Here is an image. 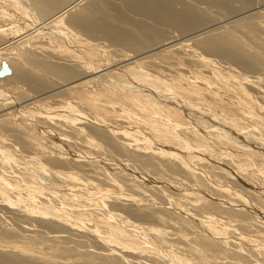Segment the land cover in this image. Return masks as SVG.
Wrapping results in <instances>:
<instances>
[{"label":"bare ground","instance_id":"6f19581e","mask_svg":"<svg viewBox=\"0 0 264 264\" xmlns=\"http://www.w3.org/2000/svg\"><path fill=\"white\" fill-rule=\"evenodd\" d=\"M8 2L29 21L0 28V264H264V0Z\"/></svg>","mask_w":264,"mask_h":264},{"label":"rangeland","instance_id":"374dc122","mask_svg":"<svg viewBox=\"0 0 264 264\" xmlns=\"http://www.w3.org/2000/svg\"><path fill=\"white\" fill-rule=\"evenodd\" d=\"M14 6H12L9 2H8V0H1L0 1V10H2L4 13H5V15H8V16H6V17H0V28H5V27H8L7 25H9V24H11V23H14L15 25L16 24H19V23H23L24 21H29L28 20V15H26L24 12H23V10H19V9H16V8H13ZM26 16V17H25ZM25 17V18H24ZM31 17V16H30ZM4 19H6V20H4ZM12 19V20H11ZM23 21V22H22ZM16 22V23H15ZM18 22V23H17ZM2 24V25H1ZM25 29V28H24ZM24 29H23V27H20L18 30V32H15L16 34H18V33H21V31L23 32L24 31ZM22 36V35H21ZM46 35H44L43 37H42V39H44V38H46L45 37ZM69 37H68V39L69 38H71V36H70V34L68 35ZM68 39L67 38H62V39H58V38H56V39H54L55 40V42L57 43V44H59L60 46H62V47H66V46H68L69 45V42H68ZM63 41V42H62ZM1 42V41H0ZM65 44V45H64ZM102 60V61H101ZM86 61L88 62L89 61V59H87L86 58ZM98 61H100V62H98ZM105 63V64H108L109 63V61H108V59H105V58H100L99 60L98 59H96V60H93L92 61V65H91V67L93 66V68H94V66H95V68H97V67H99L100 65H101V63ZM90 63L91 62H88V64L90 65ZM100 64V65H99ZM6 75H9V74H6ZM5 76V75H4ZM3 77V76H2ZM102 77V78H101ZM100 77V79L99 80H101V81H104L105 83H107V85H109V87L111 86V84L108 82V73H102V76ZM83 80H79V81H76V82H74V83H72V84H70V85H68V88L69 89H71V88H73V87H75V86H77V87H80V86H82V84H83ZM210 83V85H215V86H217L216 84H214V83H212V81L211 82H207L206 84H209ZM152 86L150 87V89H153V87L154 86H156V85H154L153 86V84H151ZM199 85V84H198ZM179 86V87H178ZM184 86V87H183ZM200 86V85H199ZM234 86H236L235 88H233ZM177 87V88H176ZM186 87V89H188V93H189V95H191V94H193L192 96H194V95H197L198 93H201L202 95H204L205 94V96H202V99L200 100V101H198V103H203V104H205V105H207V107H211L212 109H213V112H214V114H215V116H218V117H221V115H222V113L223 112H226V113H229L231 110L230 109H235V108H241V112L240 113H246V115L247 114H249L248 116H254V114H255V117H257L258 116V112L259 111H261V110H258V109H253L252 107H251V103H249L248 105H250V106H247V103H245V104H241V106H240V104H239V101H241V99H240V95L242 94V92L240 91L242 88L241 87H239V86H237V85H232V90H233V92L235 93V95H236V97L238 96L239 97V101L236 99V98H234V101H235V103L233 102V103H229V104H231V105H229V106H227L228 105V103L226 102V101H223V100H218L217 98H218V96L216 95L215 96V93L214 92H212V90H210V89H208L207 87L205 88V86L203 87V86H200V87H197V85L195 84L194 85V83H189V84H187L186 86H185V84H183L182 86L181 85H178L177 84V86L176 85H173L172 87L171 86H169V88H171V90L173 89V88H176V89H174V91L175 92H180V88L181 89H183V88H185ZM188 87V88H187ZM219 87V86H218ZM168 88V89H169ZM206 90H205V89ZM208 89V90H207ZM237 89V90H236ZM155 90H157L156 92H160L161 94H162V96L164 97V100H166V102H165V107L163 108V110L164 109H166V110H164V111H168L169 110V108L170 107H172V106H174V108L176 107V103H174V99L173 98H169L168 96L169 95H166L167 93L166 92H162L163 90H159V89H153L152 91H155ZM191 91V92H190ZM177 92V93H178ZM212 92V93H211ZM213 95V96H212ZM173 95H171L170 94V97H172ZM211 98H210V97ZM206 98V99H205ZM168 99V100H167ZM171 100V103H174L175 105H173V104H171L170 105V100ZM177 99V98H176ZM178 100V99H177ZM176 100V101H177ZM181 99H179V101H180ZM204 100V101H203ZM124 100H120L118 103H119V105L118 106H120V104H121V109H123V110H131V111H134L135 113H141V114H144V115H146V116H148V115H150L151 113H152V109H149V110H146V111H144V112H142V110H141V103H138L137 105H133V104H126V101L125 102H123ZM207 102V103H204V102ZM223 101V102H222ZM168 102V103H167ZM180 102H182V101H180ZM211 102V103H210ZM225 102V103H224ZM238 102V104L237 105H239V107H235V105H236V103ZM183 103V102H182ZM169 104V105H168ZM213 104V106H211ZM216 106H215V105ZM227 104V105H226ZM124 105V106H123ZM127 105V106H126ZM242 105H243V107H242ZM167 106H169V107H167ZM234 106V107H233ZM128 107V108H127ZM214 107V108H213ZM217 107H218V109H217ZM167 108H168V110H167ZM170 108V110H169V113H171V114H174L175 115V117L178 119V121L180 122V123H183V124H186V125H190V123H191V121H193L191 118H189L188 116H186L185 115V112L184 111H179V110H177V108ZM221 108H226L225 109V111L223 110L222 111V109ZM229 108V109H228ZM244 108V109H243ZM174 109V110H173ZM255 111H253V110ZM137 110V111H136ZM163 110H158V112L159 113H164V111ZM216 110H217V112H216ZM120 111H122V110H120ZM119 111V112H120ZM160 111H162V112H160ZM220 111V112H219ZM227 111H229V112H227ZM244 111V112H243ZM253 111V112H252ZM258 111V112H257ZM176 114H175V113ZM181 112V113H180ZM212 112V113H213ZM249 112H251V113H249ZM118 113V112H117ZM123 111H122V113L120 112L119 114H116L117 116L118 115H120V116H122L123 115ZM165 113H168V112H165ZM262 113V114H261ZM264 112L263 111H261L260 112V116L259 117H262L263 119H264V114H263ZM182 114V115H181ZM219 114V115H218ZM253 114V115H252ZM262 115V116H261ZM184 116V117H183ZM183 117V118H182ZM258 117V118H259ZM262 118H260L259 120H261ZM262 119V121H264ZM192 125V124H191ZM206 128V127H205ZM143 130V131H142ZM144 130L145 129H141L140 130V134H139V137H140V139L142 140V138L141 137H143V141H145L147 138H149V136L147 135V131L145 130V132H144ZM205 130H211L210 128L209 129H205ZM247 130L249 131V129L247 128ZM145 133V134H144ZM253 135L252 134H250V137H252ZM254 137V136H253ZM146 138V139H145ZM243 144H245V145H249L248 147L249 148H254L253 146H257V147H260V146H263V145H261V144H257V143H250L249 141L248 142H246V140H245V142H243ZM252 145V146H251ZM254 149H256V147L254 148ZM253 150V149H252ZM120 167L122 166V165H119ZM118 165H117V167H119ZM117 170H119L118 168H116ZM52 179V180H51ZM50 180L51 181H55V180H53V178H51ZM258 180V183L256 182ZM56 182V181H55ZM254 182H255V185H256V183H257V185H256V187L255 188H257L258 186H260V185H263L262 184V182H261V180H260V178L259 179H256L255 178V180H254ZM254 182H253V185H254ZM41 184V186H44V188H46V189H48V190H51V188L50 187H48L44 182H41L40 183ZM64 188H67V187H65L64 186ZM80 189V188H79ZM78 189V193L80 194V196L83 194V193H87L85 190H79ZM67 192H69V191H67ZM69 193H71V191L69 192ZM82 193V194H81ZM85 195V194H84ZM81 196V197H79L80 198V200H81V198L82 197H84L85 198V196ZM82 199V201L83 200H85V199ZM83 203V202H82ZM0 213H1V211H0ZM2 215V214H1ZM4 215V214H3ZM5 216V215H4ZM3 216V217H4ZM5 218V217H4ZM7 219V218H6ZM4 220L5 221V223H6V221H8V219L7 220ZM10 220V222H12L11 221V219H9ZM8 224H10L9 222H7ZM6 223V224H7ZM11 224H13V223H11ZM230 238H234V237H230ZM248 246L250 245V244H247ZM246 245V246H247ZM244 247L245 248V250H246V252H249V251H251V253H249V254H251V256L249 255V257H250V260L252 261V262H255V260L256 259H254L256 256H258L259 257V254L257 253V252H253V250L255 249V246L253 247V246H251L250 245V248L252 249V248H254L253 250H251L248 246V250L249 251H247V247ZM256 254V255H255ZM252 255L254 256V258L252 257ZM258 257H256V258H258ZM172 263V262H171ZM170 262H168V264H171ZM165 264H167V263H165ZM174 264H176V263H174Z\"/></svg>","mask_w":264,"mask_h":264},{"label":"snow or ice","instance_id":"6c2138e0","mask_svg":"<svg viewBox=\"0 0 264 264\" xmlns=\"http://www.w3.org/2000/svg\"><path fill=\"white\" fill-rule=\"evenodd\" d=\"M6 70V69H5Z\"/></svg>","mask_w":264,"mask_h":264}]
</instances>
